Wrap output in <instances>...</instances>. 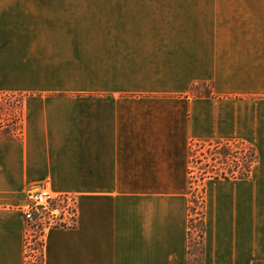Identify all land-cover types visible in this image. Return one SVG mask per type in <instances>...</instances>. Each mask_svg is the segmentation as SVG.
<instances>
[{"label":"crops","instance_id":"crops-1","mask_svg":"<svg viewBox=\"0 0 264 264\" xmlns=\"http://www.w3.org/2000/svg\"><path fill=\"white\" fill-rule=\"evenodd\" d=\"M199 93H196V91ZM0 264H27L17 210L48 183L78 226L45 264H189L191 146L242 142L249 179L209 180L204 264L264 263V0H0Z\"/></svg>","mask_w":264,"mask_h":264},{"label":"rangeland","instance_id":"rangeland-1","mask_svg":"<svg viewBox=\"0 0 264 264\" xmlns=\"http://www.w3.org/2000/svg\"><path fill=\"white\" fill-rule=\"evenodd\" d=\"M196 93H199L197 90ZM234 144V145H232ZM215 147H218L219 152L213 151ZM197 149V148H196ZM243 152V153H242ZM254 152L250 147H241L238 143H224V142H214L212 144L207 143L204 145L203 149L196 150L191 152V162L189 169L190 177V219H189V235L190 240V251H189V264H204L203 252H202V225H203V215L204 212V197L203 193L205 187L206 193V183L213 179L215 170L219 168V172L216 173L219 175L221 172L228 175L229 179H242V178H233L234 170L241 173H248V166L251 161V155ZM238 154V155H237ZM191 170V174H190ZM209 175L210 178H207L201 182L206 175ZM193 176V178H191ZM213 176V177H212ZM240 176V175H239ZM195 177V179H194ZM198 179L201 181L198 182ZM222 180V179H220ZM197 181V185L195 184ZM197 192L195 193V191ZM38 190H31L35 193ZM205 238V235H204ZM40 243L34 242L36 246V251L32 253L31 258L27 260L28 264H40V255L41 247L38 246ZM41 245V244H40Z\"/></svg>","mask_w":264,"mask_h":264},{"label":"built area","instance_id":"built-area-1","mask_svg":"<svg viewBox=\"0 0 264 264\" xmlns=\"http://www.w3.org/2000/svg\"><path fill=\"white\" fill-rule=\"evenodd\" d=\"M17 210L23 214L27 230V260L37 250L34 242L41 247L50 231L73 230L78 226V197L72 193H57L48 183L39 186L35 193L27 192Z\"/></svg>","mask_w":264,"mask_h":264},{"label":"trees","instance_id":"trees-1","mask_svg":"<svg viewBox=\"0 0 264 264\" xmlns=\"http://www.w3.org/2000/svg\"><path fill=\"white\" fill-rule=\"evenodd\" d=\"M24 98L25 96L22 94H10V93H0V139L1 138H7V139H21L23 136V106H24ZM235 144L241 145V147H244V151L246 147H250L242 142H233ZM212 144V143H210ZM205 143H197L193 142L191 146V152H195L196 150L203 149ZM234 145V144H233ZM197 148V149H196ZM254 152H252L251 155V161L248 166L249 172L246 173H241L240 171L237 172L234 170V175L233 178H242V179H249L251 175L252 168L255 166V164L258 161L257 154L254 150V148L250 147ZM213 151L219 152L218 147H215ZM243 153V152H242ZM238 155V154H237ZM216 168V167H215ZM214 172H209V173H215V176L213 179L215 180H228L229 177L228 175L224 173H220L219 175L216 173V171L219 172V169L217 168ZM191 174V170H190ZM240 175V176H239ZM193 178V176L191 177ZM207 178H210V176L207 174L205 178L201 181V179H198V182L201 181L203 182ZM195 179V177H194ZM197 181H195V184ZM205 182V181H204ZM197 190L195 191V193ZM203 193L205 194V187ZM205 204V197H204V203ZM203 215L205 217V207H204V212ZM205 220L203 218V225H202V252L204 255V235H205ZM189 235L191 236V232H189ZM44 246L45 243L42 244V249H41V255H40V264H45V254H44ZM28 257V256H27ZM28 264V263H27ZM256 264H264V263H256Z\"/></svg>","mask_w":264,"mask_h":264}]
</instances>
